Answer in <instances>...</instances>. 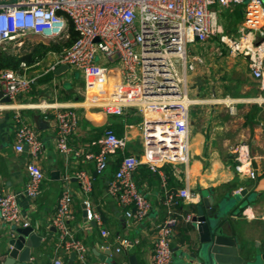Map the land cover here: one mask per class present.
I'll use <instances>...</instances> for the list:
<instances>
[{
  "label": "built area",
  "instance_id": "1",
  "mask_svg": "<svg viewBox=\"0 0 264 264\" xmlns=\"http://www.w3.org/2000/svg\"><path fill=\"white\" fill-rule=\"evenodd\" d=\"M238 5L244 6V20L237 38H229L223 34L219 12ZM71 25L77 37L69 47L56 52L47 72L63 65L78 71L85 81L83 108H97L107 115L120 116L131 108L143 116L142 155L127 153L128 137L117 135L110 126L98 140L99 150L86 153V159L93 161L96 173L101 175L111 161L117 163L107 186L108 194L116 199L128 222H142L152 209L150 198L139 188L135 177L137 168L146 165L164 177L166 164H185L189 160L188 111L196 100L188 93L185 76L188 46L217 36L231 53L248 58L255 78H263L264 0H0V49L8 53L26 49V39L37 38L43 43L67 40ZM22 67L23 72L0 71L1 98L11 100L3 102L0 99V109H13L20 96L33 90L37 77L26 73L30 66L23 63ZM33 106L43 112L56 109L57 150L67 156L81 155L80 149L70 145L80 128L77 108L44 103ZM15 118L18 123L14 148L24 152L27 147L32 156L26 164L29 179L23 194L35 201L46 179L38 163L44 144L35 126L19 111ZM233 150L239 173L255 179L257 172L253 169L249 144L238 143ZM76 174L85 195L87 220H94L101 226V213L94 210L88 200L93 189L92 178L86 170ZM61 193L52 221L59 234L57 248L68 254L76 252L78 264H91L88 260L90 249L70 227L76 214L73 192L65 185ZM199 197V193L188 187L165 192L162 203L167 217L153 227L150 264H172L176 226L180 220L191 222L195 216V212L180 214L176 207L180 202H191ZM19 200L18 192L0 188V219L14 230L27 227L34 230ZM101 232L106 238L110 236L107 229L102 228ZM116 240L117 252L128 253L133 245L132 240L123 236ZM46 264H64V261L56 256Z\"/></svg>",
  "mask_w": 264,
  "mask_h": 264
},
{
  "label": "crops",
  "instance_id": "2",
  "mask_svg": "<svg viewBox=\"0 0 264 264\" xmlns=\"http://www.w3.org/2000/svg\"><path fill=\"white\" fill-rule=\"evenodd\" d=\"M244 6L238 5L219 12L225 31L238 34L244 20ZM232 32V33H231ZM185 76L188 93L196 103L189 107V160L185 164H166L164 177L140 165L135 171L139 188L151 200L149 217L142 222L126 219L116 199L108 194L107 186L117 168L111 161L104 175L96 173L93 161L86 153L99 150V138L105 128L112 127L117 135L128 137L127 153H143V116L128 108L123 115L105 114L97 108H83L85 81L82 75L70 68L46 80L47 69L53 64L56 52L51 51L40 62L26 70L36 76L33 90L20 96L13 109H0V188L18 192L20 206L30 217L33 231L42 236L41 244L32 250V264H46L60 256L64 264L72 257L57 248L58 231L53 217L61 191L69 186L74 195L75 230L90 249L91 264H130L129 257L136 256L138 264H150L153 253L154 225L163 222L167 209L162 203L167 190L188 187L200 197L191 202H180V214L196 212L201 206L207 213L216 208V224H221L238 244L241 256L263 264L264 257V77L251 74L246 56L233 54L219 37L209 41H196L188 46ZM192 65V68L190 67ZM0 86V91H1ZM53 107H76L81 117L77 135L70 145L81 150V155H63L56 148V109L43 112L34 104ZM33 106V107H32ZM16 111L35 126L44 144L38 163L46 174L40 196L31 201L23 189L29 179L26 164L32 156L27 151L15 150ZM241 142L250 146L253 169L257 177L241 175L233 147ZM86 170L93 183L89 202L99 211L103 224L87 220L85 195L81 191L76 172ZM173 235L174 257L172 264H189L197 260L194 252L200 247L199 233L191 222L180 220ZM102 228L110 232L102 235ZM20 231L0 219V264L10 252L9 242ZM133 241L129 252H117V237ZM108 247V248H106ZM74 264L78 261L74 260Z\"/></svg>",
  "mask_w": 264,
  "mask_h": 264
},
{
  "label": "water",
  "instance_id": "3",
  "mask_svg": "<svg viewBox=\"0 0 264 264\" xmlns=\"http://www.w3.org/2000/svg\"><path fill=\"white\" fill-rule=\"evenodd\" d=\"M68 69L67 65L59 67L56 71L60 74ZM3 102H10L9 98H1ZM191 223L199 233L200 247L193 258L197 264H256L254 261L243 258L235 239L224 230L221 224H216V208L211 207L207 213L201 206L197 207ZM20 235L9 242L10 252L2 261V264H32V248L36 249L42 240V236L33 231L32 227L19 228ZM76 252L72 254L67 264H74ZM264 264V257L262 258ZM130 264H138L135 255L129 257ZM189 264H194L190 262Z\"/></svg>",
  "mask_w": 264,
  "mask_h": 264
},
{
  "label": "trees",
  "instance_id": "4",
  "mask_svg": "<svg viewBox=\"0 0 264 264\" xmlns=\"http://www.w3.org/2000/svg\"><path fill=\"white\" fill-rule=\"evenodd\" d=\"M76 37L77 32L75 31L73 25H71L70 37L67 40L50 43L38 42L33 44L29 50L24 49L13 53H8L0 49V71L3 69H15L19 72H23V63L28 66H32L33 64L40 62L50 51L59 53L64 48L69 47ZM53 74V71L49 72L46 76V80H51Z\"/></svg>",
  "mask_w": 264,
  "mask_h": 264
},
{
  "label": "rangeland",
  "instance_id": "5",
  "mask_svg": "<svg viewBox=\"0 0 264 264\" xmlns=\"http://www.w3.org/2000/svg\"><path fill=\"white\" fill-rule=\"evenodd\" d=\"M222 25H223V23H222ZM223 28H224V26H223ZM232 33V32H231ZM223 34H225V35H227L229 38H237V36H238V34L236 33V34H230V31H225V29H224V32H223ZM40 40L39 39H37V38H31L30 40H27L26 39V41H25V43H26V49L25 50H29V49H31V47H32V44H34V43H38Z\"/></svg>",
  "mask_w": 264,
  "mask_h": 264
},
{
  "label": "bare ground",
  "instance_id": "6",
  "mask_svg": "<svg viewBox=\"0 0 264 264\" xmlns=\"http://www.w3.org/2000/svg\"><path fill=\"white\" fill-rule=\"evenodd\" d=\"M15 20H16V22H18V20H19V16H15ZM17 104V103H16Z\"/></svg>",
  "mask_w": 264,
  "mask_h": 264
}]
</instances>
